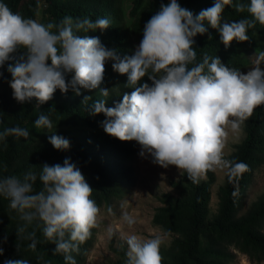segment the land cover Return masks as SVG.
<instances>
[{
    "label": "clouds",
    "instance_id": "1",
    "mask_svg": "<svg viewBox=\"0 0 264 264\" xmlns=\"http://www.w3.org/2000/svg\"><path fill=\"white\" fill-rule=\"evenodd\" d=\"M226 5L237 12L246 10L251 19L225 22L222 13ZM257 22L264 25V0H215L198 14L182 7L179 0H168L144 24L142 39L133 53L121 58L99 37L88 35L106 30V18L93 21L64 16L58 23L43 24L13 12L5 0H0V69L7 63L6 71L11 75L7 83L17 102L35 100L39 108L57 89L61 93L71 89L81 95L82 90L98 88L105 63L112 61L113 71L127 75L124 86L132 91L125 92L113 107H107L105 99L90 104V115L106 117L102 121L104 132L121 141H136L141 157H150L153 164L163 168L175 166L193 183L214 168L226 170L231 183L248 165L225 159V139L229 131L239 132L254 108L264 104V50L255 53L252 66L244 73L225 65L218 56L204 54L198 61L194 38L203 35L207 25L217 29L227 48L234 40L247 41L248 30ZM145 76L151 84H138ZM100 95L108 97L110 90L101 88ZM89 100L91 96H84L82 103L88 107ZM34 127L51 130L53 123L48 115L40 114ZM45 133H52L48 142L54 149H69L68 139L55 132ZM8 136L27 138L29 131L20 126L6 127L0 131V142ZM37 179L42 187L35 191ZM92 191L70 158L62 164L44 163L38 174L29 170L22 177L0 176V197L8 200V208L29 224L38 221L45 240L55 244L54 253L62 254L65 264H76L72 253L79 252L96 227L99 207L90 198ZM120 219L130 230L122 237L127 245L125 264H161L164 235L141 237L131 231L137 223L133 215L125 212ZM107 233L114 234L111 226ZM34 236L29 233L25 237L33 250L37 246ZM3 254L0 247V256ZM3 264L30 262L8 258Z\"/></svg>",
    "mask_w": 264,
    "mask_h": 264
},
{
    "label": "trees",
    "instance_id": "2",
    "mask_svg": "<svg viewBox=\"0 0 264 264\" xmlns=\"http://www.w3.org/2000/svg\"><path fill=\"white\" fill-rule=\"evenodd\" d=\"M13 12L25 18L36 20L37 11L42 5L43 17L40 23H58L64 16L73 18H106L109 27L100 32H89V36L99 37L108 49H113L121 56L131 55L137 41L142 39L144 24L160 9L161 3L168 0H5ZM215 0H179L182 7L194 14L207 9ZM237 0H234V3ZM248 3L249 0H240ZM243 18L251 19L245 10L237 12L231 5H226L222 13L225 22ZM207 31L198 34L194 40L197 60L204 54L218 56L221 61L232 68L241 70L249 64L251 53L264 50V25L258 22L248 30L249 39L243 42L233 41L225 48L220 41L217 29L207 26ZM83 34V33H81ZM23 50H20L22 52ZM50 63V61H49ZM112 61L105 63L103 81L98 88L81 91L76 95L71 89L61 93L57 89L51 100L39 108L35 100L19 103L12 97V89L7 81L11 75L6 71L7 63L0 72V131L6 127L20 126L29 131L27 138L6 137L0 142V176L16 175L22 177L26 171L39 173L40 166L63 163L70 158L84 175L86 182L93 189L91 199L99 208L110 206L112 202L122 200L133 182L132 160L135 154L133 141H121L104 132L103 114L90 115V104L99 99L106 100L107 107H113L122 100L125 92L131 88L124 85L126 74H119L112 69ZM67 79H70L67 77ZM151 84L147 76L139 83ZM110 90L108 97L100 95V89ZM84 96L92 100L82 103ZM40 114L49 116L53 123L51 130L36 129L34 121ZM55 132L69 140L66 151L53 148L48 136ZM228 160L242 161L248 165L247 170L233 182L226 176L225 183L218 190V210L209 219L208 202L210 189L214 183L213 170L204 176L206 181L193 183L187 176H182L178 183L171 186L179 192V197L164 194L159 198L160 208L153 216L152 222L174 238L170 245L160 251L161 264H233L235 256L232 249L246 255L253 263L264 264V194L251 209L239 216L246 190L253 173L264 165V104L254 108L246 121L245 138L234 147V151L225 157ZM34 190L42 187L39 179ZM235 192V195L233 193ZM8 200L0 197V247L5 259H27L30 264H65L63 255L54 253L55 244L45 240L38 221L27 223L20 215L8 208ZM23 228L18 233L17 229ZM34 233L37 240L35 250L30 249V240L25 239ZM5 236L7 242H4ZM95 229L91 236L80 245L79 252L72 255L76 264H85L86 254L92 247Z\"/></svg>",
    "mask_w": 264,
    "mask_h": 264
},
{
    "label": "rangeland",
    "instance_id": "3",
    "mask_svg": "<svg viewBox=\"0 0 264 264\" xmlns=\"http://www.w3.org/2000/svg\"><path fill=\"white\" fill-rule=\"evenodd\" d=\"M41 5L37 11L36 21L40 23L43 14ZM139 41L135 44L138 45ZM255 59V53H251L249 64L241 69L246 73L252 66ZM264 70V65H261ZM249 118V117H248ZM247 118V119H248ZM242 124L239 132L229 131L225 139L224 157H227L234 151V147L240 144L245 138L246 121ZM135 154L132 160L133 182L128 188V193L120 201L112 202L110 206L99 208L95 237L92 247L86 254L85 264H125L127 245L122 237L129 234V229L120 219L122 213L133 215L137 223L131 231H134L141 237L149 238L156 234L164 235L165 240L160 251L166 249L172 242L174 236L165 233L161 227L155 226L152 222L153 216L157 209L160 208L159 198L164 194H171L179 197V192L171 184L178 183L182 179L180 171L175 166L163 168L153 164L150 157H141L139 155L140 145L133 141ZM214 183L210 189V199L208 202V214L211 219L218 210V190L224 185L226 179V170L214 168ZM206 181L203 175L199 182ZM264 194V165L257 169L251 178L250 185L246 190L243 199V205L239 216L247 213L252 205ZM111 210V211H109ZM113 229V235L107 233L108 227ZM264 234V231H263ZM235 256L233 264H257L253 263L246 255L231 250ZM162 263V261H161Z\"/></svg>",
    "mask_w": 264,
    "mask_h": 264
}]
</instances>
